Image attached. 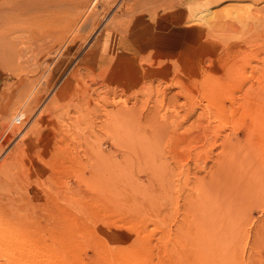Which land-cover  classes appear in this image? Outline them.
I'll list each match as a JSON object with an SVG mask.
<instances>
[{"label":"rangeland","instance_id":"obj_1","mask_svg":"<svg viewBox=\"0 0 264 264\" xmlns=\"http://www.w3.org/2000/svg\"><path fill=\"white\" fill-rule=\"evenodd\" d=\"M7 1L0 264H264V0Z\"/></svg>","mask_w":264,"mask_h":264},{"label":"bare ground","instance_id":"obj_2","mask_svg":"<svg viewBox=\"0 0 264 264\" xmlns=\"http://www.w3.org/2000/svg\"><path fill=\"white\" fill-rule=\"evenodd\" d=\"M6 2H8L7 0H5ZM19 2L16 3L17 5H14L13 7H18L21 8L24 11H34V12H43V11H47L48 9H50V4L48 1H42L39 2L41 0H18ZM215 1V0H214ZM232 3L230 4V2L228 3L230 6H236L238 7V9H242V7H244L243 5H241V0H230ZM54 4V3H52ZM213 4V3H212ZM227 5V6H229ZM246 8V7H245ZM237 9V8H236ZM235 9V10H236ZM38 14V13H37ZM40 14V13H39ZM245 17V16H243ZM252 87V86H251ZM232 145L235 144V142L231 143ZM224 167V165H223ZM221 168V167H220ZM224 169V168H223ZM158 175V174H157ZM262 226V225H261ZM257 236V235H256ZM255 236V237H256ZM258 238V237H257ZM16 249V248H15ZM253 253V252H252Z\"/></svg>","mask_w":264,"mask_h":264}]
</instances>
